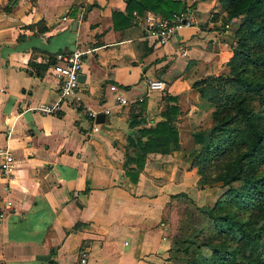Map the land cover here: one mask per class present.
<instances>
[{"label":"crops","instance_id":"1","mask_svg":"<svg viewBox=\"0 0 264 264\" xmlns=\"http://www.w3.org/2000/svg\"><path fill=\"white\" fill-rule=\"evenodd\" d=\"M181 1L195 25L158 45L143 38V16H128L125 0H0V148L14 158L0 172V264L167 263L162 200L187 191L174 161L211 108L190 84L221 71L229 54L217 0ZM74 46L84 52L77 88L58 113L35 111L59 100L51 63ZM157 78L162 92L147 88ZM115 93L146 106L116 105ZM160 93L176 96L178 148L146 152L131 182L123 171L125 137L137 127L130 110L153 123Z\"/></svg>","mask_w":264,"mask_h":264},{"label":"trees","instance_id":"2","mask_svg":"<svg viewBox=\"0 0 264 264\" xmlns=\"http://www.w3.org/2000/svg\"><path fill=\"white\" fill-rule=\"evenodd\" d=\"M125 2L128 16L132 10L142 16L144 10H150L166 18L186 8L181 0ZM217 3L221 25L238 15L242 20L234 31L226 70L190 84L214 109L210 128L192 134L193 146L198 148L191 149L194 154L189 167L196 170L200 184L219 182L227 188L212 205L196 207L206 219L205 228L199 232L206 229V233L199 238L195 234L182 245H178L181 239H170L166 260L182 264H264V0ZM216 15L212 12L210 17ZM205 81L212 84L210 91L203 85ZM163 99L169 103L153 123L142 125L143 120L134 112L129 116L131 127L137 125L125 137L129 150L123 171L131 182H135L146 152L178 148L176 96L165 94ZM181 194L192 202L185 192Z\"/></svg>","mask_w":264,"mask_h":264},{"label":"rangeland","instance_id":"3","mask_svg":"<svg viewBox=\"0 0 264 264\" xmlns=\"http://www.w3.org/2000/svg\"><path fill=\"white\" fill-rule=\"evenodd\" d=\"M217 20L220 21V18ZM241 20L242 16L238 15L230 19L229 22H227L226 24L222 25L225 29L224 35L225 41L227 42V45L229 47V54L227 58H225V60L221 63V65L223 66L221 71H211L210 73L205 74L204 76H214L226 70L224 64L227 61L228 57H230L232 54L233 46H231V43L235 40L234 31ZM203 85H205V87L209 91L212 89V84H210L208 81H205ZM200 86H202V83H200ZM158 97H160V109L158 110L159 113V111L162 108L166 107L169 102L166 99H163L162 93L158 94ZM144 100L135 99L131 101H126V103H129L131 107V105L137 106V103L140 102V105L145 107L146 101ZM141 106H139V108ZM139 108L137 106V110H139ZM212 109H214V106L211 104V108L209 110L210 113H208L207 116L200 123L195 125L193 129L194 133L205 132V129L210 128L212 122ZM130 113H133V111L130 110ZM197 148V146H191L190 148L186 147L183 155H177L174 161L175 166L178 168V172H182V175L178 172L175 174L176 179L178 181H184L186 185L185 188L187 189V191H179L185 192V194L189 198H191L192 202H189L188 199L181 194L182 192L179 191L168 194L167 197L162 200L160 221L163 223L161 224L164 228L163 236L168 240V242L170 241V239L174 238H177L178 240L181 239L182 241L178 243V245H182L187 239L193 238L195 234H197L196 237L199 238L201 237L200 235L206 233V229L204 230V232H199L201 228H205L206 219L200 215V213L196 210V207L212 205L217 199V197H219L227 188L225 185H221L219 182L213 183L211 185L199 183V175L196 173V170L194 168L189 167V162L191 160L192 155L194 154L193 152H191V149L196 150ZM173 250L175 249L173 248ZM166 264H182V262L169 260Z\"/></svg>","mask_w":264,"mask_h":264},{"label":"built area","instance_id":"4","mask_svg":"<svg viewBox=\"0 0 264 264\" xmlns=\"http://www.w3.org/2000/svg\"><path fill=\"white\" fill-rule=\"evenodd\" d=\"M195 16L191 9H182L173 12L170 17L155 16L152 13L146 12L143 16V38L152 41L158 45L165 44L173 37L181 27L195 25ZM83 50L78 46H74L69 50L57 51L54 55V61L51 63V72L57 79V95L59 100L53 103L39 102L34 107V110L42 114L58 113L61 107L62 100L71 93L79 84L78 75L81 74L83 64ZM147 88L162 92L165 88L164 80L149 79L147 80ZM126 98L115 93L113 102L116 105L126 103ZM81 105L79 103L76 104ZM104 113L109 112L108 108H104ZM87 115L91 120L96 116V111L87 110ZM14 158L13 155L5 148H0V172L5 174L11 170ZM8 207V202L5 204ZM3 215V209H0V218ZM85 251H81L80 261L84 262Z\"/></svg>","mask_w":264,"mask_h":264},{"label":"water","instance_id":"5","mask_svg":"<svg viewBox=\"0 0 264 264\" xmlns=\"http://www.w3.org/2000/svg\"><path fill=\"white\" fill-rule=\"evenodd\" d=\"M82 74H79L78 75V80H79V82L81 81V79H82ZM102 117H103V114L102 113H98V114H96V116H95V120L96 121H98V120H102Z\"/></svg>","mask_w":264,"mask_h":264}]
</instances>
